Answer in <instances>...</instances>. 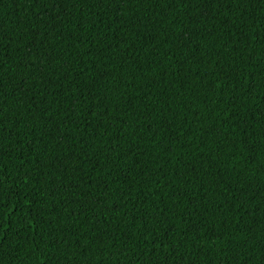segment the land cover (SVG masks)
<instances>
[{"label": "trees", "instance_id": "trees-1", "mask_svg": "<svg viewBox=\"0 0 264 264\" xmlns=\"http://www.w3.org/2000/svg\"><path fill=\"white\" fill-rule=\"evenodd\" d=\"M0 264H264V0H0Z\"/></svg>", "mask_w": 264, "mask_h": 264}]
</instances>
